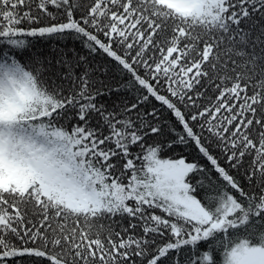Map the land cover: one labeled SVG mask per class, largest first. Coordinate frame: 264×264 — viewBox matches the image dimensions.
Wrapping results in <instances>:
<instances>
[{
  "label": "snow or ice",
  "instance_id": "obj_1",
  "mask_svg": "<svg viewBox=\"0 0 264 264\" xmlns=\"http://www.w3.org/2000/svg\"><path fill=\"white\" fill-rule=\"evenodd\" d=\"M0 264H264V0H0Z\"/></svg>",
  "mask_w": 264,
  "mask_h": 264
},
{
  "label": "trees",
  "instance_id": "obj_2",
  "mask_svg": "<svg viewBox=\"0 0 264 264\" xmlns=\"http://www.w3.org/2000/svg\"><path fill=\"white\" fill-rule=\"evenodd\" d=\"M180 151H177V155H180ZM183 155L187 156L189 160L193 159V157L195 156V153L192 149H186L183 151Z\"/></svg>",
  "mask_w": 264,
  "mask_h": 264
}]
</instances>
